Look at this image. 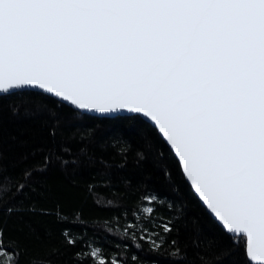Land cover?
<instances>
[{"label":"snow or ice","instance_id":"obj_1","mask_svg":"<svg viewBox=\"0 0 264 264\" xmlns=\"http://www.w3.org/2000/svg\"><path fill=\"white\" fill-rule=\"evenodd\" d=\"M6 97H17L7 103L14 115L46 110L53 98L104 120L150 118L184 179L232 242H242L244 264H264V0H0V139ZM153 139L152 131L144 136L149 147ZM117 143L121 155L132 151L126 140ZM53 156L5 173L0 154V209L28 211L21 201L35 191L36 164ZM158 196L146 182L130 184L128 202L109 211L117 223L122 213L152 220L167 210ZM57 222L62 244L42 264H147L83 225L75 231L62 208ZM157 227L139 237L135 224L124 231L147 252L183 264L188 250L175 221ZM7 248L15 258L0 251V264H21L23 249L5 240L0 221V249ZM224 258L196 255L199 264Z\"/></svg>","mask_w":264,"mask_h":264},{"label":"trees","instance_id":"obj_2","mask_svg":"<svg viewBox=\"0 0 264 264\" xmlns=\"http://www.w3.org/2000/svg\"><path fill=\"white\" fill-rule=\"evenodd\" d=\"M12 99L17 97L5 98L0 139L5 173L18 172L25 164L32 165L48 153H54L47 165L36 164L39 170L33 176L35 191L21 201L28 211L21 209L10 214L8 205L0 209L5 240L12 237L23 249L21 264H42L51 249L62 244L61 225L57 222L61 208L66 217L75 222V231H80L83 225L108 246L122 248L121 255L131 253L147 264H173V260L147 252V244L132 238L131 232L126 234L124 229L135 224L137 237L144 232L151 235L153 231L159 232L157 225L166 220L175 221L174 235L187 247L188 256L183 264H199L197 253L210 251L225 256L220 264H244L242 242L234 244L202 205L184 179L174 152L142 117L130 115L104 120L75 112L68 105L54 104L53 98L45 101L46 110L14 115L7 107ZM92 130L96 133L94 137L88 135ZM50 131H55L56 135H50ZM149 131L154 136L151 147L144 140ZM117 140H126L132 151L121 155ZM138 151L145 154L143 160L137 158ZM144 182L159 193L157 203H162L167 210L161 208L152 220L140 218L141 213H136L135 217L122 213L117 223L109 207H116L122 200L128 202L129 185ZM29 199L33 203H29ZM33 206L35 211L31 210ZM194 237H199V247L192 245ZM0 251H7L15 258L12 248Z\"/></svg>","mask_w":264,"mask_h":264},{"label":"water","instance_id":"obj_3","mask_svg":"<svg viewBox=\"0 0 264 264\" xmlns=\"http://www.w3.org/2000/svg\"><path fill=\"white\" fill-rule=\"evenodd\" d=\"M68 106H70V105H68ZM85 114H89V113H85ZM90 115H93V116H96V114H94V113H92V114H90ZM123 116H130L129 114H127V113H125V115H123ZM140 117H142L145 121H147L148 123H150L152 126H154V122H152L151 120H150V118H145L142 114L140 115ZM164 140L166 139V138H163ZM173 151V150H172ZM190 184V183H189ZM192 187V186H191ZM193 188V187H192ZM196 194V196L198 197V199L200 200V202L202 203V201H201V198H199V196H198V194L197 193H195ZM202 205L205 207V205L202 203ZM206 208V207H205ZM207 209V208H206ZM207 211L218 221V218H216L215 217V215L213 214V213H211V211L209 210V209H207ZM218 223L222 226V224L218 221Z\"/></svg>","mask_w":264,"mask_h":264}]
</instances>
